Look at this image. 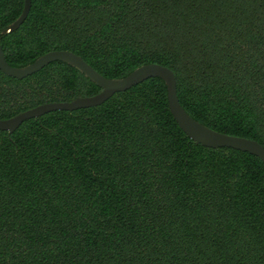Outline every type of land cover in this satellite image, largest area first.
Segmentation results:
<instances>
[{
  "label": "trees",
  "instance_id": "1",
  "mask_svg": "<svg viewBox=\"0 0 264 264\" xmlns=\"http://www.w3.org/2000/svg\"><path fill=\"white\" fill-rule=\"evenodd\" d=\"M0 0L12 67L51 51L108 79L169 68L185 112L264 148V0ZM101 89L53 62L0 71V120ZM0 264H264V163L192 142L150 78L0 131Z\"/></svg>",
  "mask_w": 264,
  "mask_h": 264
},
{
  "label": "water",
  "instance_id": "2",
  "mask_svg": "<svg viewBox=\"0 0 264 264\" xmlns=\"http://www.w3.org/2000/svg\"><path fill=\"white\" fill-rule=\"evenodd\" d=\"M31 7V0H24L20 16L5 30L3 35L16 31L25 21ZM53 62H62L76 69L90 82L101 89L97 95L77 98L71 102H54L44 104L27 110L13 118L0 120V131L7 132L10 136L20 125L30 119H36L43 115L56 111H76L96 107L110 99L114 94L125 92L134 86L150 79L158 78L165 84L169 111L183 133L196 145L210 149L228 148L248 153L259 158L264 163V148L256 141L230 136L216 132L191 118L181 107L177 92L174 73L167 67L158 64H145L137 67L128 75L118 79H108L96 72L80 56L69 51H51L32 63L22 67H12L6 60L0 46V71L11 78L22 80L31 76Z\"/></svg>",
  "mask_w": 264,
  "mask_h": 264
},
{
  "label": "flooded vegetation",
  "instance_id": "3",
  "mask_svg": "<svg viewBox=\"0 0 264 264\" xmlns=\"http://www.w3.org/2000/svg\"><path fill=\"white\" fill-rule=\"evenodd\" d=\"M2 49V48H1ZM27 78V77H26ZM77 99V98H76ZM73 101V100H72ZM71 102V101H70ZM50 103H54V102H50ZM45 104H48V103H45ZM42 105H44V104H42ZM39 106H41V105H39ZM36 107H38V106H36ZM35 108V107H34ZM31 109H33V108H31ZM30 110V109H29ZM25 112V111H24ZM23 113V112H22ZM21 114V113H20ZM19 115V114H18Z\"/></svg>",
  "mask_w": 264,
  "mask_h": 264
}]
</instances>
